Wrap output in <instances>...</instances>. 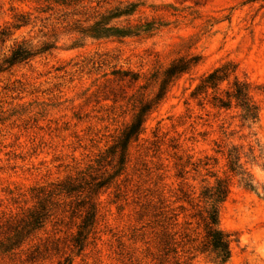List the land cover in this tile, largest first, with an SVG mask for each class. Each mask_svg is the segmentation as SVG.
Wrapping results in <instances>:
<instances>
[{
	"label": "rangeland",
	"instance_id": "rangeland-1",
	"mask_svg": "<svg viewBox=\"0 0 264 264\" xmlns=\"http://www.w3.org/2000/svg\"><path fill=\"white\" fill-rule=\"evenodd\" d=\"M43 10L0 0V33L10 31L0 65L18 45L51 46L0 70V264H219L199 249L201 194L219 181L229 185L219 228L233 240L225 264H264V0ZM66 12L78 15L55 19ZM21 17L30 24L17 29ZM77 20L101 22V34L70 31ZM180 59L197 64L161 93ZM225 66L226 80L194 95ZM236 80L256 122L234 101L217 106ZM145 106L143 130L126 140Z\"/></svg>",
	"mask_w": 264,
	"mask_h": 264
},
{
	"label": "trees",
	"instance_id": "trees-1",
	"mask_svg": "<svg viewBox=\"0 0 264 264\" xmlns=\"http://www.w3.org/2000/svg\"><path fill=\"white\" fill-rule=\"evenodd\" d=\"M21 3H35L38 5H43L46 10L43 12H52L50 17L56 14L55 7H63L67 10L70 8L75 9L79 6L81 0H13ZM76 10H73L75 12ZM77 16L75 13H67L60 15L58 18H55L57 21L62 18L63 21L67 20V16ZM89 19L86 20L88 22ZM18 23L14 26L17 29L29 25V20L27 18L21 17ZM74 27L70 28V31H78L82 34L87 32L93 33L95 36L100 35L102 30L100 29L101 22L96 23L95 25L89 26L86 30L81 28L80 20L75 21L72 24ZM67 27H70L68 25ZM10 31L8 28H5L0 33V43L5 44ZM43 51L35 52L33 49L25 47L24 45H18L16 49L12 51V55L9 58H6L3 64L0 65V70H7L13 67L18 63H23L31 60L37 54L45 52L51 49V46H45L42 48ZM196 59L184 60L180 59L167 69L165 73L164 80L161 85V93L166 90L167 86L182 76L183 74L188 73L195 64H197ZM229 76V69L227 66L217 68L211 72L207 77H205L196 90V94L205 93L208 89H216L220 83L226 80ZM215 100L218 103L220 109H230L232 102L234 101L236 107L240 108L242 111L243 121L256 122L258 119V107L252 101L249 93V87L245 83H240L235 81L233 86L229 91L226 92L225 97H216ZM150 109V106H145L139 113L137 121L131 125L129 132L126 135V140H130L134 136L140 134L143 130V117L146 112ZM229 156H232L231 154ZM232 158V157H231ZM237 157L231 159L230 169L232 172H236L239 166ZM229 194V185L226 181H219L215 187L206 188L201 194V198L205 204L200 213V220L202 221L204 236L200 245V251L202 253H211L215 255L216 260L219 264H225L231 257V244L233 240L231 235L227 232H224L219 228V215H218V206L217 204L223 202Z\"/></svg>",
	"mask_w": 264,
	"mask_h": 264
}]
</instances>
